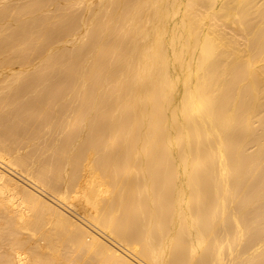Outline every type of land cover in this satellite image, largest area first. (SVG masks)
Instances as JSON below:
<instances>
[{
	"label": "bare ground",
	"instance_id": "1",
	"mask_svg": "<svg viewBox=\"0 0 264 264\" xmlns=\"http://www.w3.org/2000/svg\"><path fill=\"white\" fill-rule=\"evenodd\" d=\"M0 264H264V0H0Z\"/></svg>",
	"mask_w": 264,
	"mask_h": 264
}]
</instances>
